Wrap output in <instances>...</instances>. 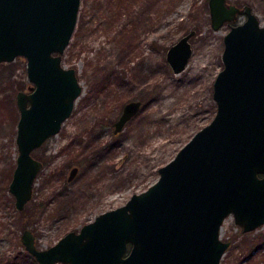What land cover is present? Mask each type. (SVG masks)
I'll use <instances>...</instances> for the list:
<instances>
[{
	"label": "water",
	"instance_id": "1",
	"mask_svg": "<svg viewBox=\"0 0 264 264\" xmlns=\"http://www.w3.org/2000/svg\"><path fill=\"white\" fill-rule=\"evenodd\" d=\"M81 1L0 0V63L24 57L32 83L16 95L20 116L9 192L19 212L33 199L43 167L33 151L60 132L83 92L76 69L63 64ZM209 8L213 29L230 24L211 122L159 168L155 183L79 231L41 249L25 229L22 243L38 264H221L230 246L221 237L229 216L244 233L264 225V25L249 4L209 0ZM195 34L168 49L175 73L187 67ZM141 107L140 100L128 102L114 132Z\"/></svg>",
	"mask_w": 264,
	"mask_h": 264
},
{
	"label": "rangeland",
	"instance_id": "2",
	"mask_svg": "<svg viewBox=\"0 0 264 264\" xmlns=\"http://www.w3.org/2000/svg\"><path fill=\"white\" fill-rule=\"evenodd\" d=\"M229 1L242 7L248 0ZM254 11L264 25V8ZM229 29L228 23L212 28L209 0H82L63 64L76 69L83 92L61 131L34 152L43 168L25 213L16 210L9 184L17 157L16 95L32 83L24 57L0 63V264L27 252L25 229L39 248H49L157 181L159 168L216 114L213 84ZM192 30V56L175 73L167 51ZM131 100H141L142 108L115 134L113 123ZM73 167L79 171L69 180ZM221 237L230 242L226 264H246L253 253L264 264V225L244 233L229 216Z\"/></svg>",
	"mask_w": 264,
	"mask_h": 264
},
{
	"label": "trees",
	"instance_id": "3",
	"mask_svg": "<svg viewBox=\"0 0 264 264\" xmlns=\"http://www.w3.org/2000/svg\"><path fill=\"white\" fill-rule=\"evenodd\" d=\"M257 1H259V0H257ZM246 4H249L250 6H252L253 9L259 10V11H262V9L264 8V4H262V3L258 4L254 0H248V1H246ZM25 211H26V208L21 213H25ZM25 258H28V259L32 258L33 259L32 262H34V264H36L35 258L31 254H29L28 252H25V251L23 253L17 255V256H13V258H7V259L5 258V259H6L7 264H19L20 261L25 263ZM257 258H258L257 253L250 254L246 264H258L259 260L257 261ZM243 262H244L243 260H238L235 262V264H243ZM221 264H226V263L224 262V260H222Z\"/></svg>",
	"mask_w": 264,
	"mask_h": 264
},
{
	"label": "flooded vegetation",
	"instance_id": "4",
	"mask_svg": "<svg viewBox=\"0 0 264 264\" xmlns=\"http://www.w3.org/2000/svg\"><path fill=\"white\" fill-rule=\"evenodd\" d=\"M131 101H132V100H131ZM140 101H141V100H140ZM141 102H142V101H141ZM127 103H128V102H127ZM127 103H126V104H127ZM126 104H125V105H126ZM125 105H124V106H125ZM124 106H123V108H124ZM141 108H142V107H141ZM138 113H139V112H138ZM138 113H137V114H138ZM121 114H122V113H121ZM137 114H136V115H137ZM119 117H120V116H119ZM119 117H118V118H119ZM117 120H118V119H117ZM117 120H116V121H117ZM129 121H130V120H129ZM129 121H128V122H129ZM114 123H115V122H114ZM114 123H113V130H115V128H114ZM126 124H127V123H126ZM126 124H125V125H126ZM124 127H125V126H124ZM124 127H123V129H124ZM123 129H122V130H123ZM122 130H121V131H122ZM60 131H61V130H60ZM121 131H120V132H121ZM120 132H118V133H115V132H114V133H115V134H119ZM40 147H41V146H40ZM40 147H39V148H40ZM37 149H38V148H37ZM37 149H35V150L33 151V153H32L33 156H34V152H35ZM34 158H36V157L34 156ZM36 159H37V158H36ZM37 160H39V159H37ZM39 161H41V160H39ZM41 162H42V161H41ZM42 163H43V162H42ZM42 168H43V167H42ZM75 168L77 169V173H78L79 168H78V167H73V168L70 170L69 177H70V174H71L72 170L75 169ZM41 170H42V169H41ZM77 173L75 174V176L77 175ZM75 176H74V177H75ZM69 177H68V179H69ZM35 182H36V181H35ZM33 194H34V193H33ZM26 207H27V205H26ZM26 207H25V208H26ZM18 212H19V211H18ZM21 212H22V211H21ZM35 238H36V237H35ZM21 241H22V240H21ZM22 244H23V243H22Z\"/></svg>",
	"mask_w": 264,
	"mask_h": 264
}]
</instances>
